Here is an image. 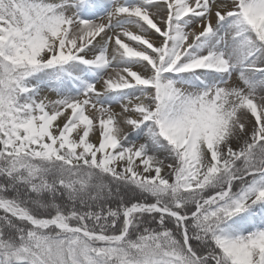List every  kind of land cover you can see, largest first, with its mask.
<instances>
[{
    "label": "snow or ice",
    "instance_id": "1",
    "mask_svg": "<svg viewBox=\"0 0 264 264\" xmlns=\"http://www.w3.org/2000/svg\"><path fill=\"white\" fill-rule=\"evenodd\" d=\"M0 264H264V0H0Z\"/></svg>",
    "mask_w": 264,
    "mask_h": 264
}]
</instances>
